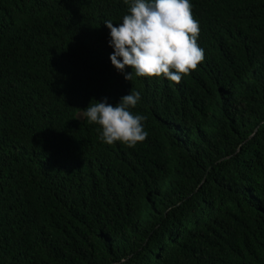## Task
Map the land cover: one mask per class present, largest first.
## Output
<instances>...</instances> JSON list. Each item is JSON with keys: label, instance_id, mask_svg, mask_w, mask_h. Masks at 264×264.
I'll return each mask as SVG.
<instances>
[{"label": "trees", "instance_id": "trees-1", "mask_svg": "<svg viewBox=\"0 0 264 264\" xmlns=\"http://www.w3.org/2000/svg\"><path fill=\"white\" fill-rule=\"evenodd\" d=\"M190 3L176 84L112 65L124 0H0V264H264V0ZM132 89L108 145L82 111Z\"/></svg>", "mask_w": 264, "mask_h": 264}, {"label": "clouds", "instance_id": "clouds-1", "mask_svg": "<svg viewBox=\"0 0 264 264\" xmlns=\"http://www.w3.org/2000/svg\"><path fill=\"white\" fill-rule=\"evenodd\" d=\"M129 5L119 24L106 20L112 65L130 81L136 77H164L179 84L182 77L194 71L204 59L197 44L199 22L193 17L190 0H124ZM118 25V26H114ZM141 95L131 90L115 106L107 98L92 101L83 110L91 124L99 125L98 138L112 145L121 142L129 147L148 137L144 122L147 117L133 114Z\"/></svg>", "mask_w": 264, "mask_h": 264}]
</instances>
